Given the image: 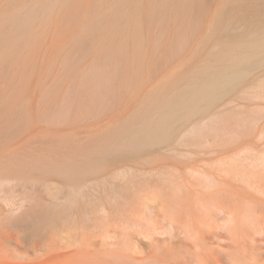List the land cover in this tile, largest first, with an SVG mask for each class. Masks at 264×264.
<instances>
[{
    "label": "rangeland",
    "instance_id": "rangeland-1",
    "mask_svg": "<svg viewBox=\"0 0 264 264\" xmlns=\"http://www.w3.org/2000/svg\"><path fill=\"white\" fill-rule=\"evenodd\" d=\"M11 1L0 0L4 24ZM232 1L201 0L197 27L177 47L173 39L181 15L171 10L163 21L152 22L145 10L146 68L132 72L130 82H135L102 109L94 108L80 92L71 114L51 115L53 96L64 99L76 79L67 62L81 27L79 22L80 26L69 25L75 20L73 11L82 12L88 5L94 10L96 0H75L73 14L57 6L37 24L31 48L22 52V64L10 72L0 65V264H264V48L257 50L252 66L243 65L242 79L222 92L213 109L196 115L171 141L100 156L103 145L117 139V122L129 120L141 107L140 100H158L177 82L187 85V71L204 62L221 42H232L216 22L224 17L223 21L233 20L230 15L235 17L232 8L238 2ZM219 6L228 13L221 11L223 18L220 12L215 14L220 19L214 16L213 25ZM241 22V32L234 30L238 38L255 39ZM86 46V54L79 53L74 63L79 71L97 56L91 42ZM145 101L142 106L149 102ZM217 114L224 116L217 130L190 133L195 123H209ZM109 131L113 139L107 137ZM90 150L97 161L106 158L86 177L76 203H68L65 220L46 217L37 223L33 212L56 203L68 205L65 198L55 197L64 184L55 165L68 159L89 160ZM39 161L44 162L38 164L41 169Z\"/></svg>",
    "mask_w": 264,
    "mask_h": 264
},
{
    "label": "bare ground",
    "instance_id": "bare-ground-1",
    "mask_svg": "<svg viewBox=\"0 0 264 264\" xmlns=\"http://www.w3.org/2000/svg\"><path fill=\"white\" fill-rule=\"evenodd\" d=\"M233 1L238 2L237 4H234L232 8V11L234 12L236 18L229 14L233 20H224V22L223 19H225V17L223 18L224 15L222 14L224 13L222 12H224L225 9L223 11L221 6H219L220 11H217L219 10V7L216 10L218 13L215 12L213 13L214 15L212 14L214 19H211V17H209L211 21H214L216 20L214 16H217L215 14H219V12L221 13V17L223 19H220L219 15L217 16V18L219 17L220 20L217 19L218 21L216 20V22L221 27V34L223 36L227 35V37L233 39L232 42H221L217 47L218 49H215L216 52L215 50L212 51L209 55H207L204 62L201 61V63L203 64L199 62V65L196 64V67H194L192 71L190 70L191 72L187 71V73L189 72V75L184 72V74H186L184 78L186 79L187 77L188 80L187 85L180 86V84L177 82V85L174 84V86H172L171 82H175V78H173L174 80L172 78H168V81H172L170 83L168 81L166 82H168L171 86L168 85L169 87L166 88L165 86H163L165 81L163 82L162 88L164 87L166 89H162L163 93L160 95L161 97H158V100H154L155 98L152 101L145 99V102H149L146 103L147 105L143 104L144 106H142V102L144 103V101L141 102L140 100L141 104H138L144 110L139 107V110L142 109V113L137 109V111L134 112H140L141 115H138L139 113L137 114L133 112L134 114H131V118L133 116L135 117V114L136 118H130L125 122L122 119L121 121L124 122L123 124L117 122L120 127L118 126L117 130L113 129L114 131L116 130L115 132L117 139L113 140V142H110L107 145H103V147L100 149L102 153L100 154V156L107 155L108 157L113 150H120L125 152L147 150L171 141L176 132L180 128L186 126V124L189 123L193 118H195L196 115H206L207 113H209L213 109L217 99L221 98L220 96H223L224 93L228 92L226 90L227 87L232 86V84L234 85L240 77L242 79L245 74L244 72H246V69L244 70L243 65L245 67L246 65L252 66V63L255 60L254 58H257L254 57L257 53V50L260 47L261 50L262 48H264V0ZM200 2L201 0H146V2L145 0H96L95 6L93 5L94 10H92V7L88 5L82 7L85 9H81V12L80 10H75L73 8L75 0H12L10 5L8 6V14L6 15L8 24L0 22V65L8 72L16 70L18 65L22 64L20 63L23 60L22 52H24L27 48H31L33 40L36 37L35 34L37 24L40 21L48 18L57 6L64 8V10H67L68 8V12L70 10L71 13L74 9L73 12H75V14L73 16L75 20L69 22V25L73 26L75 22H79L81 24V27H79V30L73 37L74 43L71 47V50L73 51H70L72 52V54L68 56L67 62L69 65L68 69H70L68 71H70L74 75L76 74V79H74L75 81L73 80L74 83L73 85L71 84L72 87H69L70 89L68 93L63 94L66 95L64 99H55L57 95L55 97L53 96L55 102H52L51 100L50 101L52 102L51 108H54L52 110V113H50L55 118H64L68 116L74 109L73 106L75 105V100L79 99L76 97L77 94L81 95V93L88 96L89 101L87 102H91L94 108L97 107L102 109L109 104V102L115 95H117V92L118 94L121 93H119V90H123V87L128 85L129 83L132 84L131 82H135L134 80L130 82L132 72L136 73V69L142 67L144 64V45L146 37L144 36L145 10L146 13H148L149 17L152 19V22H154L153 19H156L157 21H163V19H165V13L167 14V12H171V10H174L175 12L177 11L179 13V16L181 15L182 23L177 29L178 31H176L177 34L175 33L176 39H173L174 45H176L177 47L181 46L182 43L185 42L186 38H188V33L197 27L200 16L198 13ZM76 5L77 4H75V6ZM225 12H227V9ZM230 17L229 19H231ZM235 21H238L239 23L242 21L244 24L242 22L241 24L246 25L244 26V30L246 29L247 31L245 33H251V35L256 38L253 40H248L247 37L238 38V35L236 34V32H234V30L238 29L237 32L240 30L239 23L237 22V24H235ZM216 22L214 21L213 25L216 24ZM150 23L151 22H149V24ZM145 24H148V21L147 23L145 22ZM209 24L211 25V22ZM237 25L238 28L234 29V26L237 27ZM146 26L150 29V25ZM146 26L145 29L147 28ZM161 27H163V25ZM148 32L146 30L145 34L147 33L146 35H148ZM174 37L175 36H173L172 38ZM167 38H169V36H167ZM146 41H149V39H147ZM88 42H91L92 46L96 47L95 49L93 48V52L95 50L97 52V56L95 58V61L93 60L94 62L92 64L90 63L91 65L88 68L86 67V69L79 71L81 67L77 69L78 66H74V63H77L76 59L79 57L78 54H82L85 51L87 47L86 44ZM165 45L167 46V44ZM174 45L170 44V47ZM84 54H86V52H84ZM143 67L146 68L145 65ZM176 76L179 77V75ZM183 76L184 75H182V77ZM66 79L67 78L65 77V81ZM73 81L71 80L70 83H72ZM182 82L183 81H181V83ZM225 90L226 92H224ZM156 91L158 92V90ZM156 94L157 93L154 92L155 96ZM84 103H86V101H84ZM49 105L47 106V109ZM223 117V114H217L209 123L206 122L205 124H200L199 121L198 123H195L194 126H192V128L190 129V133L195 135H202L208 133L209 131L217 130L219 124L223 121ZM114 126L112 128H115ZM110 131L109 133H111ZM113 135L114 134L111 133L107 137L112 136L111 138L113 139ZM111 138L109 140H104H107L109 142L110 140L112 141ZM104 140L103 142H105ZM100 143L102 144V142ZM101 144H99L100 146H98L101 147ZM96 147L95 150H97ZM91 151L93 150L89 151L90 153H92L91 159L89 160L80 159V161H77L78 159H72L71 161H69L68 159L67 162L61 164H56L55 161V167L57 165L59 167H56V171L64 179V184L61 187L57 188L58 190L55 193L56 199L60 200V198H65L67 204L69 203L70 205L75 204L79 199L80 195L82 194V188L84 186L86 177L96 173L99 164L104 161L101 159L103 158V156L101 158H98V160H100L101 162L97 161L96 156L92 158L94 156V151ZM84 153L87 152H83V154ZM57 159L59 158H56V160ZM62 161L64 160L62 159ZM43 163H37V166L40 167L38 164ZM35 164L36 163L32 165L34 166ZM47 170L48 169L46 168V171ZM49 171L47 172L49 173ZM56 204L49 205L41 209L40 211L33 212L32 215L34 217V220L37 223L43 221V219H46V217H48V219L46 220H49L50 218L54 219V221H60L63 219L65 220L64 217H67L66 213L68 212H66V209L70 205L68 204L65 208L62 206L59 207Z\"/></svg>",
    "mask_w": 264,
    "mask_h": 264
}]
</instances>
